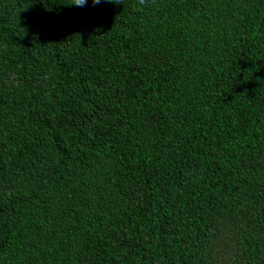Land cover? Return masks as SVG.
Masks as SVG:
<instances>
[{"label":"trees","instance_id":"obj_1","mask_svg":"<svg viewBox=\"0 0 264 264\" xmlns=\"http://www.w3.org/2000/svg\"><path fill=\"white\" fill-rule=\"evenodd\" d=\"M0 264H264V0H0Z\"/></svg>","mask_w":264,"mask_h":264},{"label":"clouds","instance_id":"obj_2","mask_svg":"<svg viewBox=\"0 0 264 264\" xmlns=\"http://www.w3.org/2000/svg\"><path fill=\"white\" fill-rule=\"evenodd\" d=\"M93 4H99L101 0H92ZM113 3H120L121 0H111ZM143 2V0H141ZM87 3V0H72V4L75 6H84Z\"/></svg>","mask_w":264,"mask_h":264}]
</instances>
